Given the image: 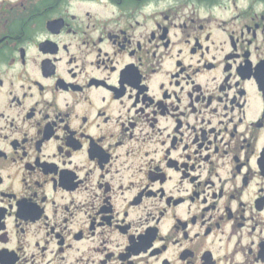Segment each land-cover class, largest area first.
I'll return each instance as SVG.
<instances>
[{
  "label": "flooded vegetation",
  "instance_id": "af4514ba",
  "mask_svg": "<svg viewBox=\"0 0 264 264\" xmlns=\"http://www.w3.org/2000/svg\"><path fill=\"white\" fill-rule=\"evenodd\" d=\"M0 264H264V0H0Z\"/></svg>",
  "mask_w": 264,
  "mask_h": 264
}]
</instances>
